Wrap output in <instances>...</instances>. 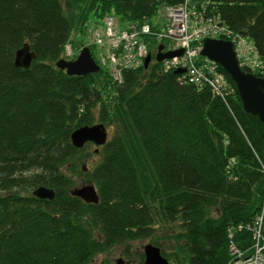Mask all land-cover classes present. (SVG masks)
<instances>
[{
    "label": "trees",
    "instance_id": "trees-1",
    "mask_svg": "<svg viewBox=\"0 0 264 264\" xmlns=\"http://www.w3.org/2000/svg\"><path fill=\"white\" fill-rule=\"evenodd\" d=\"M180 1L0 0V264H92L104 249L124 244L127 253L128 242L147 236L169 264H227L228 230L250 252L246 225L264 199V130L225 71L216 67L221 97L155 60L123 69L120 81L102 67L67 74L54 64L89 20H149ZM199 1L250 38L253 73L264 76V0ZM23 42L35 53L28 67L13 63ZM97 121L110 132L100 159L82 169L86 143L73 146L69 134ZM80 172L97 202L68 192ZM37 185L53 197L32 195Z\"/></svg>",
    "mask_w": 264,
    "mask_h": 264
},
{
    "label": "built area",
    "instance_id": "built-area-1",
    "mask_svg": "<svg viewBox=\"0 0 264 264\" xmlns=\"http://www.w3.org/2000/svg\"><path fill=\"white\" fill-rule=\"evenodd\" d=\"M99 19L87 28L91 55L117 81L121 80L123 69H133L142 64L150 46L159 41L163 43L162 50L181 48L179 54L159 61L162 70L181 67L183 70L178 72L177 77L180 81L207 84L221 97L226 92L224 76L215 62L199 54L202 38L228 39L240 66L253 71L259 67L251 40L232 31L217 13L208 10L204 1L182 0L165 5L161 20L157 22L121 21L112 13H105ZM87 25L88 22L84 31ZM75 54L71 43H64L60 57L72 59ZM263 213L264 199L259 212L246 225L253 238L251 250L246 255L235 245L231 239L232 232L228 230L230 260L227 264H264ZM236 228L241 229L242 224H237Z\"/></svg>",
    "mask_w": 264,
    "mask_h": 264
},
{
    "label": "water",
    "instance_id": "water-1",
    "mask_svg": "<svg viewBox=\"0 0 264 264\" xmlns=\"http://www.w3.org/2000/svg\"><path fill=\"white\" fill-rule=\"evenodd\" d=\"M162 46L159 43L153 54L150 52L146 53L142 60L144 68L148 65L151 58L155 61H160L165 57H170L181 52V48L161 51ZM199 54L214 61L221 70L228 74L235 85L242 108L251 114H255L261 121L264 130V76L242 68L237 63L231 42L227 39L202 38ZM34 57L35 53L30 48V45L27 42H23L14 51L13 63L16 66L28 67ZM54 64L56 67L63 69L67 74H84L96 71L99 68L90 55L87 46H82L73 59L59 57L54 61ZM182 70L183 68L181 67L172 69L173 72H180ZM69 138L75 147H81L85 142H92L96 145L93 150L97 151V146L103 144L107 138L106 125L102 121H97L77 126L72 129ZM68 192L85 202H97L98 200L96 188L91 181L73 185L68 189ZM31 194L38 198L51 199L54 195V190L45 185H37L31 190ZM142 256L143 264H169L168 259L160 252L159 246L150 241L142 245ZM115 264H121V260L116 258Z\"/></svg>",
    "mask_w": 264,
    "mask_h": 264
},
{
    "label": "rangeland",
    "instance_id": "rangeland-1",
    "mask_svg": "<svg viewBox=\"0 0 264 264\" xmlns=\"http://www.w3.org/2000/svg\"><path fill=\"white\" fill-rule=\"evenodd\" d=\"M161 13H163V6L158 8V10L155 11L150 16L151 22L160 21L161 20ZM99 20L100 19H97V21H99ZM95 21L92 19L89 20L88 25L86 26V29L83 32L72 31L70 33V43H71L72 49L76 53L79 51V49L82 46H90L88 44L89 36H88L87 28L93 26ZM158 43H160V41ZM94 51H95V49H94ZM106 130H107V135H108L110 132V128L108 126H106ZM94 147H96L95 144H93L92 142H87L85 145L84 151L81 152V154H82L81 160L82 161H80L81 162L80 164H82V167L84 166L83 168L81 167L82 169H85L86 166H88V167L93 166L100 159V157H101L100 152L98 150L94 151L93 150ZM73 174H74L75 178L77 179L76 184L88 182L81 172L79 174H76V173H73ZM158 233H161V232L158 231ZM152 238L153 237L147 236V237H143L140 239H134V240L128 242V246H127L128 252L127 253H125V251H124L125 250L124 244H114V245L104 249L102 252L97 253L92 258L91 263L92 264H98L99 261L105 260V261L109 262V264H115V259L119 258L121 260V264H126L128 262L136 263V264H143L142 263L143 259L139 263L140 253H142V245L148 241L151 242ZM159 242L165 251H169L172 249L171 240H166V238H162V239H160Z\"/></svg>",
    "mask_w": 264,
    "mask_h": 264
}]
</instances>
